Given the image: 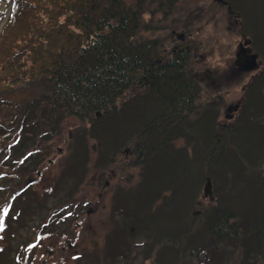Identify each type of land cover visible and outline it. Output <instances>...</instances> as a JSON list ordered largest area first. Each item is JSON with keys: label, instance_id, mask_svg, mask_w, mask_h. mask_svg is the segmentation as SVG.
<instances>
[{"label": "trees", "instance_id": "1", "mask_svg": "<svg viewBox=\"0 0 264 264\" xmlns=\"http://www.w3.org/2000/svg\"><path fill=\"white\" fill-rule=\"evenodd\" d=\"M181 1L0 0V230L29 178L18 202L41 206L50 144L77 119L90 125L68 142L61 196L88 173L92 140L96 168L126 147L138 168L113 192L102 258L264 264V0H225L263 62L231 127L218 122L220 102L201 101L191 48L163 54V33L185 28ZM207 177L213 200L196 212Z\"/></svg>", "mask_w": 264, "mask_h": 264}, {"label": "rangeland", "instance_id": "2", "mask_svg": "<svg viewBox=\"0 0 264 264\" xmlns=\"http://www.w3.org/2000/svg\"><path fill=\"white\" fill-rule=\"evenodd\" d=\"M5 2L2 0L3 6ZM177 9L176 18L183 20L185 28L163 33V54L170 56L179 46L191 48L189 69L201 82V101L220 102L218 122L231 127L243 104L246 84L262 69L263 63L252 51L248 37L242 35L240 21L224 3L182 0ZM88 124L77 119L65 122L64 132L50 144L52 149L46 148L49 153L41 167V181L35 185L41 190L38 192L41 206L32 216L27 215V203L18 202L20 197L13 207L4 205L6 215L1 220L0 264L32 263L31 253L37 255L34 264H158L156 257L144 260L141 253L137 259L122 255L120 260L108 262L102 258L107 248V235L112 230L113 192L120 184H125L127 178L138 173L134 163L127 167V162L132 161L131 151H118L115 162L109 167L96 168L97 147L90 140L89 171L79 182L74 176L69 179L71 185L66 195L63 191L65 198L62 201V186L57 187L62 176L60 165L70 164L67 162L68 142L73 141V134L81 125L88 127ZM50 145L48 142L47 146ZM32 180L29 178L19 184L14 193L25 189ZM205 183L206 179L199 189L201 204L195 206L196 212L211 202L210 192L204 189ZM74 209L78 211L72 216ZM53 213L57 215L53 216ZM129 247L134 251L143 248L140 239Z\"/></svg>", "mask_w": 264, "mask_h": 264}, {"label": "water", "instance_id": "3", "mask_svg": "<svg viewBox=\"0 0 264 264\" xmlns=\"http://www.w3.org/2000/svg\"><path fill=\"white\" fill-rule=\"evenodd\" d=\"M211 184V181H210V178L207 179V184H206V187H209Z\"/></svg>", "mask_w": 264, "mask_h": 264}, {"label": "flooded vegetation", "instance_id": "4", "mask_svg": "<svg viewBox=\"0 0 264 264\" xmlns=\"http://www.w3.org/2000/svg\"><path fill=\"white\" fill-rule=\"evenodd\" d=\"M88 213H89V211H88Z\"/></svg>", "mask_w": 264, "mask_h": 264}]
</instances>
